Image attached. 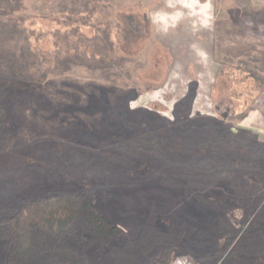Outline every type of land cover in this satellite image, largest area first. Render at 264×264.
<instances>
[{
	"label": "rangeland",
	"instance_id": "obj_1",
	"mask_svg": "<svg viewBox=\"0 0 264 264\" xmlns=\"http://www.w3.org/2000/svg\"><path fill=\"white\" fill-rule=\"evenodd\" d=\"M17 14L41 50H55L63 35L81 45L86 37L108 59L75 55L44 84L10 93L0 216L25 193L77 189L126 234L146 222L182 232L166 264H264L254 235L264 176L253 171L264 167V0H24ZM222 118L239 138L226 136L225 148L200 149L201 128L177 131ZM153 131L175 160L210 153L226 173L191 180L163 172L155 146L136 148ZM224 234L235 236L227 247ZM5 252L0 243L1 264Z\"/></svg>",
	"mask_w": 264,
	"mask_h": 264
},
{
	"label": "trees",
	"instance_id": "obj_2",
	"mask_svg": "<svg viewBox=\"0 0 264 264\" xmlns=\"http://www.w3.org/2000/svg\"><path fill=\"white\" fill-rule=\"evenodd\" d=\"M23 8L24 0H0V135L9 117L6 100L10 93L33 90L44 84L50 75L61 69L63 61L75 55H82L81 62L88 63H103L108 59L106 49L86 37H81L84 39L81 45L70 35L60 36L53 51L34 46L36 32L17 14ZM62 40L65 43L60 45ZM81 46L86 48L80 49ZM88 46L92 49L88 50ZM227 120L215 119L202 126L188 121L185 129L182 123L177 131L201 128L204 141L200 149L204 152L215 146L221 149L226 136L238 138L226 125ZM137 143V149H144L147 144H152L150 150L156 147L152 157L163 172L191 180L226 173V170L215 169L216 162L210 153L197 162L185 164L170 157L165 151L167 138L161 133H143ZM199 162L203 164L197 165ZM253 171L264 176V167L253 165ZM261 221L256 220L254 235H259L257 254L264 257V220ZM135 233L126 234L108 220L87 192L56 189L37 196L25 193L19 204L8 205L0 216V243L6 245L2 264H166L183 238L180 231H161L149 222ZM223 236L229 240L226 247L235 238L234 235ZM194 264H198L197 261Z\"/></svg>",
	"mask_w": 264,
	"mask_h": 264
},
{
	"label": "crops",
	"instance_id": "obj_3",
	"mask_svg": "<svg viewBox=\"0 0 264 264\" xmlns=\"http://www.w3.org/2000/svg\"><path fill=\"white\" fill-rule=\"evenodd\" d=\"M257 122H259L258 119H255V118H254V119L251 120L250 125H252V126H258L260 123H257ZM246 128L249 129L250 131H254L253 128H248V127H246ZM254 132H255V131H254ZM257 134L259 135V133H257ZM259 136H260V135H259Z\"/></svg>",
	"mask_w": 264,
	"mask_h": 264
}]
</instances>
